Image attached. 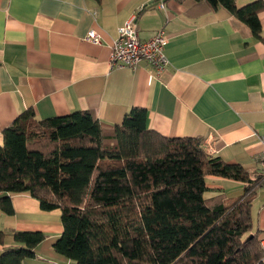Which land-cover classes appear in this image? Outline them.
<instances>
[{
	"label": "crops",
	"instance_id": "1",
	"mask_svg": "<svg viewBox=\"0 0 264 264\" xmlns=\"http://www.w3.org/2000/svg\"><path fill=\"white\" fill-rule=\"evenodd\" d=\"M132 18L142 39L165 31V69L111 65V45ZM259 18L264 37V9ZM92 30L101 43L85 39ZM134 107L147 110L149 129L203 137L211 155L257 178L264 165V41L227 9L204 0H0V145L3 130L31 108L39 120L88 110L115 125ZM206 184V199H235L246 186L217 175H207ZM10 195L15 212L0 211L6 234L0 252L19 245L15 230L42 231L46 239L23 264H77L54 248L64 231L62 211L43 210L30 193Z\"/></svg>",
	"mask_w": 264,
	"mask_h": 264
},
{
	"label": "trees",
	"instance_id": "2",
	"mask_svg": "<svg viewBox=\"0 0 264 264\" xmlns=\"http://www.w3.org/2000/svg\"><path fill=\"white\" fill-rule=\"evenodd\" d=\"M204 1L264 41L263 0L242 7ZM147 116L134 107L109 125L88 110L42 120L26 110L3 130L0 211L15 212L11 193H30L43 210L60 209L64 231L54 248L77 264H257L264 251L251 209L262 175L254 179L243 165L211 155L203 137L149 129ZM207 175L244 181L245 191L206 199ZM46 237L15 230L19 245L0 252V264L35 257ZM5 238L0 230V243Z\"/></svg>",
	"mask_w": 264,
	"mask_h": 264
},
{
	"label": "built area",
	"instance_id": "3",
	"mask_svg": "<svg viewBox=\"0 0 264 264\" xmlns=\"http://www.w3.org/2000/svg\"><path fill=\"white\" fill-rule=\"evenodd\" d=\"M85 39L101 43L99 34L94 30L90 31ZM167 43L168 37L163 29L149 39L140 38L136 20L129 19L119 28L118 36L111 45V65L135 69L145 64L161 71L170 64L165 52ZM214 150L215 148H212V151ZM261 175L264 181V165ZM261 246L264 251V237L261 238ZM257 264H264V256Z\"/></svg>",
	"mask_w": 264,
	"mask_h": 264
},
{
	"label": "rangeland",
	"instance_id": "4",
	"mask_svg": "<svg viewBox=\"0 0 264 264\" xmlns=\"http://www.w3.org/2000/svg\"><path fill=\"white\" fill-rule=\"evenodd\" d=\"M260 189H264V187H262ZM262 202H264V193H258V194L256 193V195L254 196V198L252 200V209H251V219H252V230L253 231H258L259 230V228H258V217H257L258 214L257 213H258V211H259V209L261 207L260 204H262ZM253 203L255 205H253ZM261 233L262 232L259 231V234H261ZM246 235H248V234H246ZM259 237H260V235H259ZM259 237H258L259 244H261V238H259Z\"/></svg>",
	"mask_w": 264,
	"mask_h": 264
}]
</instances>
